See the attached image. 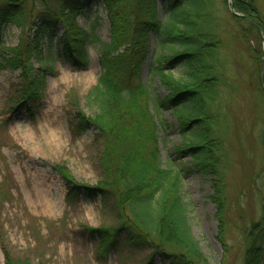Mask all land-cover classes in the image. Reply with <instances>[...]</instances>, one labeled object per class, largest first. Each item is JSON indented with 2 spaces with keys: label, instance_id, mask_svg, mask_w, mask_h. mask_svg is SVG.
Wrapping results in <instances>:
<instances>
[{
  "label": "trees",
  "instance_id": "trees-1",
  "mask_svg": "<svg viewBox=\"0 0 264 264\" xmlns=\"http://www.w3.org/2000/svg\"><path fill=\"white\" fill-rule=\"evenodd\" d=\"M85 0H0V36L3 27L21 29L16 48L2 46L4 67L20 72L22 88L18 103L36 100L45 86V77L35 75L33 60L41 71L43 45L57 38L63 45L65 61L74 69L88 66L87 46L99 48L102 74L88 99L96 108L94 118L77 115L78 132L95 127L103 143L101 166L103 181L98 186L77 183L61 167L55 170L65 180L71 197L85 193L101 198L117 214L114 227L90 229L100 243L101 254L125 247H141L167 264H210L195 239L188 208L181 196V173L165 168L158 147V128L150 106L148 87L140 79L146 59L148 32L156 35L162 49L156 54L151 77L159 79L168 96L156 104L157 111L170 108L183 137L175 149L179 158L191 157L193 168L204 179L216 182L210 197L217 206L218 239L224 261L235 245L229 242L230 226L238 231L242 264H261L264 243V87L260 83L264 47L255 26L264 30V18L255 0H234L231 14L239 33L234 43L225 44L217 23L216 0H166V22L157 20V0H99L110 21V43L86 31L78 19ZM33 25L35 30L28 29ZM63 31L59 38L57 30ZM240 46V48H239ZM247 46V49L245 48ZM245 48V49H244ZM240 55L243 75L228 56ZM242 49V50H241ZM180 67L183 78L177 80L172 68ZM264 81V76H263ZM249 91L253 97L249 112L252 120L238 119L232 105ZM232 112L233 120L230 116ZM253 136L238 135L241 161L248 167L247 180L236 197L229 192L232 166L230 137L239 122ZM238 121V125H237ZM165 125L166 120L160 121ZM253 142L256 151L248 149ZM255 203L257 215L248 216L243 207ZM241 203L240 206H234ZM238 214H233L236 211ZM6 264H13L9 255ZM31 264V263H27Z\"/></svg>",
  "mask_w": 264,
  "mask_h": 264
},
{
  "label": "rangeland",
  "instance_id": "rangeland-1",
  "mask_svg": "<svg viewBox=\"0 0 264 264\" xmlns=\"http://www.w3.org/2000/svg\"><path fill=\"white\" fill-rule=\"evenodd\" d=\"M157 1V20L166 22L167 2ZM216 2L217 23L229 46L239 33L231 17L233 4L229 0ZM84 5L79 26L86 31L95 28L94 35L101 42L110 43V21L104 5L99 0H85ZM255 5L264 18V0H255ZM255 26L262 31L261 34L258 30L264 47V30ZM28 29L35 30L32 24ZM62 33L61 29L57 30L59 38ZM20 36L21 29L16 26L3 27L0 36V264H6L7 255L13 264H147L151 251L146 248H128L121 244L117 249L101 254L99 240L89 230L116 226L117 214L111 205L105 207L101 198L90 199L85 193L71 197L65 180L55 170L57 167L66 169L77 183L83 185L98 186L103 181L101 156L104 147L97 138L95 127L85 132L76 130L80 111L89 118H94L96 113L88 96L102 74L99 48L89 43L88 66L74 69L65 61L59 40L46 39L43 58L48 71H41L39 62L33 60L35 75L45 77V86L36 100L18 103L23 85L20 72L4 67L1 48H16ZM148 37L140 79L149 89L150 106L159 125L161 162L165 168L181 173V196L188 208L193 235L207 260L210 264H223L225 253L218 239V209L210 199L217 185L194 170L191 157L179 158L175 153L184 140L173 110L162 108L157 111L156 104L168 96V91L159 79L151 77L153 59L162 49L154 33L148 32ZM225 50L231 63L245 75L240 65L245 59L238 54L233 57L229 49ZM172 74L177 80L183 78L180 67L172 68ZM252 101L249 91L241 93L239 102L232 105L238 119L252 120L249 112ZM230 116L233 120L232 112ZM162 120H166L165 125L160 124ZM238 135L253 136L250 128L243 129L240 121L238 131L229 138L232 158L229 192L232 197L239 194L248 176V167L241 161ZM246 143L248 149L256 151L253 142ZM243 207L248 216L257 215L252 200ZM235 208L234 215L239 213ZM228 238L235 247L225 263L242 264V248L238 245V231L234 225L230 226ZM153 264L167 263L154 256Z\"/></svg>",
  "mask_w": 264,
  "mask_h": 264
},
{
  "label": "water",
  "instance_id": "water-1",
  "mask_svg": "<svg viewBox=\"0 0 264 264\" xmlns=\"http://www.w3.org/2000/svg\"><path fill=\"white\" fill-rule=\"evenodd\" d=\"M230 1V4L232 5L233 4V0H229ZM231 13L233 14V15H235V16H237V17H243V16H241L240 14H237L235 11H234V9H233V6L231 7ZM259 31H260V33L262 34V31H261V29H258ZM263 72H264V66H263V70H262V74H261V79H260V83H261V85L263 86ZM262 249H263V253H262V260H261V264H264V244H263V247H262Z\"/></svg>",
  "mask_w": 264,
  "mask_h": 264
}]
</instances>
